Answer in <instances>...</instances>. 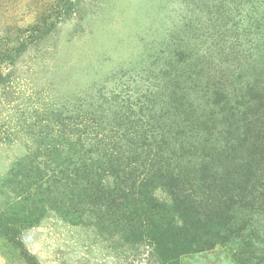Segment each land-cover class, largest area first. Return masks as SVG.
I'll return each mask as SVG.
<instances>
[{
  "label": "rangeland",
  "instance_id": "rangeland-1",
  "mask_svg": "<svg viewBox=\"0 0 264 264\" xmlns=\"http://www.w3.org/2000/svg\"><path fill=\"white\" fill-rule=\"evenodd\" d=\"M43 19L54 26L0 85V264H28L21 253L35 264H164L136 237L117 175L102 166L75 174L74 157L113 128L114 114L172 112L175 84L205 114L212 95L201 90L221 77L232 107L264 97V0H0V50ZM55 161L70 173L49 172ZM150 192L169 202L162 183ZM258 205L235 213L242 237L177 264H239V250L246 264H264Z\"/></svg>",
  "mask_w": 264,
  "mask_h": 264
},
{
  "label": "trees",
  "instance_id": "trees-1",
  "mask_svg": "<svg viewBox=\"0 0 264 264\" xmlns=\"http://www.w3.org/2000/svg\"><path fill=\"white\" fill-rule=\"evenodd\" d=\"M34 25L18 28L14 41H4L0 85L18 57L33 42L42 40V28L54 26L44 19ZM221 79L226 81L219 78L216 89L212 83L213 90H201L204 98L212 95L208 113L200 110V98H186L184 89L175 84L173 104L166 106L172 112L159 108L150 114L152 108H140L114 114L107 121L114 130L91 134L94 146L82 153L80 149L73 160L75 174L102 166L111 176L117 175L140 221L136 237L147 240L164 264H177L182 255L242 237L246 227L236 224L235 213L251 211L256 204L264 206V102L258 101L264 97L253 96L245 105L232 107L226 102ZM216 109L224 112L221 118ZM39 152L37 148L33 157H41ZM51 165L49 172L70 173L62 164L56 166V161ZM155 181L166 188L169 202L150 192ZM113 205L111 201L109 208ZM13 244L20 248L19 243ZM238 252L237 262L246 264L244 252ZM21 256L26 263L35 264L27 253Z\"/></svg>",
  "mask_w": 264,
  "mask_h": 264
}]
</instances>
